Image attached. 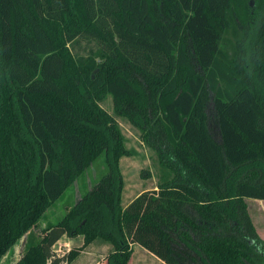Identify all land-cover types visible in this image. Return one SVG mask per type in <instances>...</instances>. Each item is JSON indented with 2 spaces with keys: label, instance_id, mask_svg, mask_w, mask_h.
I'll list each match as a JSON object with an SVG mask.
<instances>
[{
  "label": "trees",
  "instance_id": "obj_1",
  "mask_svg": "<svg viewBox=\"0 0 264 264\" xmlns=\"http://www.w3.org/2000/svg\"><path fill=\"white\" fill-rule=\"evenodd\" d=\"M114 116L168 173L124 208ZM105 153L107 173L32 237ZM245 199L264 201V0H0V262L28 233L13 264H71L98 239L103 264H130L133 245L164 264H264ZM62 236L83 244L56 257Z\"/></svg>",
  "mask_w": 264,
  "mask_h": 264
},
{
  "label": "rangeland",
  "instance_id": "obj_2",
  "mask_svg": "<svg viewBox=\"0 0 264 264\" xmlns=\"http://www.w3.org/2000/svg\"><path fill=\"white\" fill-rule=\"evenodd\" d=\"M250 6H254L255 0H248ZM85 41H80L73 53H84ZM110 115H113V103L111 95L99 103ZM213 121V112H210ZM120 133L123 136L124 146L130 154L123 156L119 160V171L123 180V190L121 192L119 205L124 208L130 201L145 191L157 190L158 184L166 176L167 171L160 163L159 154L148 146L143 140L141 130L134 122L125 118L116 117ZM140 125L139 120H134ZM107 154L100 156L75 182L64 192L62 197L57 200L38 221L37 227L32 228V237L39 236L41 230L48 224H56L63 216L77 205L82 197L90 191L98 181L108 171ZM248 215L259 237L264 241V202L256 199H245ZM21 240L5 255L0 264H13L17 257L21 255ZM81 236L69 238L62 236L52 247V252L56 257H63L69 250L82 246ZM133 253L130 264H164L162 261L151 255L140 246H133ZM113 247L108 242L98 239L80 254L71 264H103L106 257L112 252ZM257 264H263L257 262Z\"/></svg>",
  "mask_w": 264,
  "mask_h": 264
},
{
  "label": "water",
  "instance_id": "obj_3",
  "mask_svg": "<svg viewBox=\"0 0 264 264\" xmlns=\"http://www.w3.org/2000/svg\"><path fill=\"white\" fill-rule=\"evenodd\" d=\"M27 237H28V233H26L21 239V243H22L21 244V255L17 257V260H19V258H21L22 254L24 252L26 241H27Z\"/></svg>",
  "mask_w": 264,
  "mask_h": 264
},
{
  "label": "crops",
  "instance_id": "obj_4",
  "mask_svg": "<svg viewBox=\"0 0 264 264\" xmlns=\"http://www.w3.org/2000/svg\"><path fill=\"white\" fill-rule=\"evenodd\" d=\"M246 200H247V199H246ZM259 201H262V200H259ZM263 202H264V201H263ZM253 224H255L254 221H253ZM72 239H73V238H72ZM93 243H94V242H93ZM93 243H92V244H93ZM92 244H90V245H92ZM90 245H89V246H90ZM133 246H136V245H133ZM86 248H87V247H86ZM77 259H78V258H77Z\"/></svg>",
  "mask_w": 264,
  "mask_h": 264
}]
</instances>
